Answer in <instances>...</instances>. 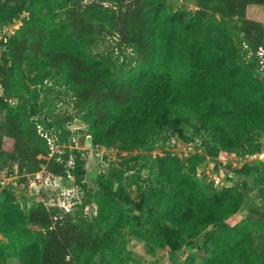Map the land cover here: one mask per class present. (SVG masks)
Masks as SVG:
<instances>
[{"label":"rangeland","instance_id":"obj_1","mask_svg":"<svg viewBox=\"0 0 264 264\" xmlns=\"http://www.w3.org/2000/svg\"><path fill=\"white\" fill-rule=\"evenodd\" d=\"M65 2L51 0L37 15L68 31ZM151 2L158 17L167 22L192 19L202 33L229 34L239 50V61L251 66L252 49L240 29L242 19L220 10V0ZM84 4H91L89 19L110 30L86 51L110 68L114 84H124L137 74L140 57L121 42L113 18L115 3L84 0ZM30 16L25 9L10 22L0 19V65L4 63L15 85L7 93L0 82V98L23 105L25 118L37 124L48 140L50 155L64 163L65 170L53 175L43 169L23 177L16 164L0 167V264H27L21 237L5 224L26 218L40 202L91 221L94 231L106 239L103 248L85 251L76 264H221L223 252L249 242L250 237L254 249L264 256V130L254 132L259 152L253 157H246L243 148L227 154L216 133L197 118L173 121L141 145L98 143L96 122L88 110L76 108V87L65 70L37 73L7 55L9 37ZM247 16L264 23V6H249ZM262 62L254 73L264 84V57ZM222 153L228 156L220 157ZM214 165L225 177L229 172L234 176L225 186L213 184L217 191L206 195L216 202L233 203L235 211L188 232L167 227L169 215L181 207L184 195L180 193L178 206L175 202L169 209L166 193L171 184L163 183L165 173L176 177L178 186L189 184L191 176L212 188L209 172Z\"/></svg>","mask_w":264,"mask_h":264},{"label":"trees","instance_id":"obj_2","mask_svg":"<svg viewBox=\"0 0 264 264\" xmlns=\"http://www.w3.org/2000/svg\"><path fill=\"white\" fill-rule=\"evenodd\" d=\"M69 1L63 5L68 6L69 30L65 31L37 15L51 0H0V19L5 21H12L25 9L31 12L9 37L7 55L37 73L65 70L76 87V108L88 110L96 122L98 143L141 145L152 132L173 121L197 118L216 133L227 154L235 148L248 154L259 152L254 132L264 130V84L254 70L263 63L264 23L248 17L247 10L251 5L264 6V0H220V10L242 19L240 29L252 49L251 66L239 61V50L225 32L202 33L192 19L167 22L148 0H94L115 3L113 18L121 42L140 57L137 74L121 85L112 82L106 64L86 51L109 28L89 19L91 4ZM7 57L5 54L4 59ZM0 82L7 93L15 87L4 63ZM50 154L48 140L35 122L25 118L23 105L0 98V167L16 164L23 177L43 169L63 174L64 163ZM189 178H193L189 184L179 186L176 177L165 173L162 178L163 183L171 184L166 193L169 209L177 204L180 193L184 195V203L169 215L167 227L188 232L235 211L233 203L216 202L206 195L217 191L212 182V188H206L196 177ZM20 217L16 224L5 226L21 237L27 264H76L85 251L106 245L91 221L44 202L33 205L26 218ZM29 224L39 229L33 230ZM221 264H264V256L254 249L250 237L249 242L223 252Z\"/></svg>","mask_w":264,"mask_h":264},{"label":"built area","instance_id":"obj_3","mask_svg":"<svg viewBox=\"0 0 264 264\" xmlns=\"http://www.w3.org/2000/svg\"><path fill=\"white\" fill-rule=\"evenodd\" d=\"M234 153V152H233ZM258 152L254 153V154H246V157H253L257 154ZM224 163H227L226 160H222ZM216 165V164H215ZM214 167L212 168V172H209V179L210 182H212L214 185L218 186V187H222L225 186L228 183V177H232L234 176V172H229V176H224L222 175V173H220L219 171L216 170ZM200 169V168H199ZM200 171H203V169H200Z\"/></svg>","mask_w":264,"mask_h":264}]
</instances>
